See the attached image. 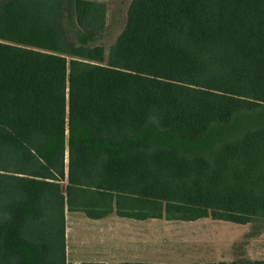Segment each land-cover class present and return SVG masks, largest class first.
Returning a JSON list of instances; mask_svg holds the SVG:
<instances>
[{"label": "trees", "instance_id": "1", "mask_svg": "<svg viewBox=\"0 0 264 264\" xmlns=\"http://www.w3.org/2000/svg\"><path fill=\"white\" fill-rule=\"evenodd\" d=\"M106 12L0 0V264H67L66 209L132 195L264 219V0H133L108 59Z\"/></svg>", "mask_w": 264, "mask_h": 264}, {"label": "crops", "instance_id": "2", "mask_svg": "<svg viewBox=\"0 0 264 264\" xmlns=\"http://www.w3.org/2000/svg\"><path fill=\"white\" fill-rule=\"evenodd\" d=\"M100 217L66 209L67 264H264V219L208 214L144 216L138 196Z\"/></svg>", "mask_w": 264, "mask_h": 264}, {"label": "rangeland", "instance_id": "3", "mask_svg": "<svg viewBox=\"0 0 264 264\" xmlns=\"http://www.w3.org/2000/svg\"><path fill=\"white\" fill-rule=\"evenodd\" d=\"M104 2L107 7L106 12V28L98 37V43L102 44L106 50V59L109 57L111 46L116 42L118 36L125 29L128 21V11L133 0H97ZM66 163L68 165L69 154L66 155ZM174 214L182 216L177 211Z\"/></svg>", "mask_w": 264, "mask_h": 264}]
</instances>
